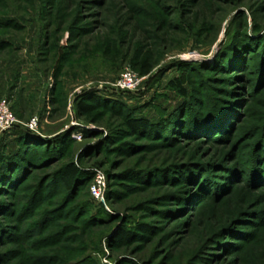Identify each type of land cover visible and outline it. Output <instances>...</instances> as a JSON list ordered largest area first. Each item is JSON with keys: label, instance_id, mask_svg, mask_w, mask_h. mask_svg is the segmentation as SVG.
I'll use <instances>...</instances> for the list:
<instances>
[{"label": "rangeland", "instance_id": "rangeland-1", "mask_svg": "<svg viewBox=\"0 0 264 264\" xmlns=\"http://www.w3.org/2000/svg\"><path fill=\"white\" fill-rule=\"evenodd\" d=\"M177 80L197 115H224L211 131L134 135L110 107L79 112L98 95L159 117ZM2 105L18 121L2 149L16 127L51 143L0 185V264H264V0H0Z\"/></svg>", "mask_w": 264, "mask_h": 264}, {"label": "trees", "instance_id": "trees-1", "mask_svg": "<svg viewBox=\"0 0 264 264\" xmlns=\"http://www.w3.org/2000/svg\"><path fill=\"white\" fill-rule=\"evenodd\" d=\"M140 72L142 76H146L151 72V67H144L143 65L139 66ZM189 73L191 74V69L187 68ZM188 86H184V84L177 80L170 83L171 89L176 93L178 97H180L183 101L181 105H179L175 110L170 113H163L159 117H149L147 115L139 114L138 109H132L124 105L119 100L109 101V100H101L102 98L98 95H94L86 104H81L79 106V112L81 116H83L87 120H93L94 113L98 109H102L104 107H110L111 109L117 110L115 111L118 113L125 122V126L129 129L131 133L134 135H153V136H163V134L159 133L161 129L170 130V132L175 131L176 133H180L183 135H194L197 130H207L211 131L210 125H215L219 118L222 117L224 119V115H215L212 118L207 116L211 115L206 110L211 105L208 106L203 110L201 114H198V111H192L191 105L194 103L196 98V91L193 88V84L188 81ZM186 113V115L181 118V115ZM188 113V114H187ZM197 115L198 117H196ZM203 118L207 119L208 124L203 125L201 127H197L195 130L191 127H187V121H197L195 118ZM181 118V119H180ZM209 118V119H208ZM212 119V120H211ZM212 121V122H211ZM198 122V121H197ZM185 125L187 127H182ZM12 130V129H11ZM11 130L4 132L0 136V142L2 141L3 137L6 133L10 132ZM16 135V139L12 142V146H0V185L7 183V185H13L17 182L18 177L20 176L22 170L26 165L31 163L34 159V149L33 147H37L38 144L41 143L40 148L44 147L47 148L49 141L42 140L39 137H36L34 134H31L29 130L18 128L14 129ZM166 130V131H167ZM186 131V132H184ZM175 134V133H174ZM176 135V134H175ZM60 143V142H59ZM46 158L49 157V154L46 152V155H43ZM50 157H55L54 154ZM84 177V173H81L74 165L69 166L62 170L60 176V182L66 187L67 189L73 188V186L80 182L81 178ZM146 230L143 229V232ZM131 233L127 231H123L118 235V242L122 244L130 239Z\"/></svg>", "mask_w": 264, "mask_h": 264}, {"label": "built area", "instance_id": "built-area-1", "mask_svg": "<svg viewBox=\"0 0 264 264\" xmlns=\"http://www.w3.org/2000/svg\"><path fill=\"white\" fill-rule=\"evenodd\" d=\"M138 85V79L130 72L125 73L122 76V80L120 81L118 88L121 91H131L135 89ZM18 121L10 114L8 108L5 105L0 107V136L9 130H11ZM38 124L33 122L32 124L28 125V128L31 130H36ZM100 180L98 184L100 186ZM99 186L94 187L93 191L97 197L100 196V189Z\"/></svg>", "mask_w": 264, "mask_h": 264}]
</instances>
